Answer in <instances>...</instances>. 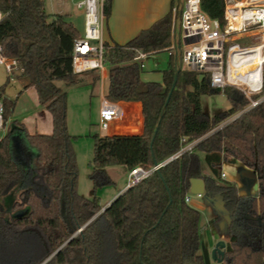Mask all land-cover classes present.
<instances>
[{
  "label": "trees",
  "instance_id": "trees-1",
  "mask_svg": "<svg viewBox=\"0 0 264 264\" xmlns=\"http://www.w3.org/2000/svg\"><path fill=\"white\" fill-rule=\"evenodd\" d=\"M112 0H105L108 17ZM201 9L221 25L225 0H200ZM0 44L15 60V77L34 88L51 116L50 132L30 131L12 119L0 137V264H212L202 237L199 210L185 201L190 178L201 177L208 194H220L227 210L224 253L216 264H264V94L246 96L239 88L214 87L210 74L179 67L173 55L162 79L144 80L142 59L168 49L178 22L175 0L169 11L123 44L106 43L109 100L141 103L138 134L94 133L91 171L93 194L78 192V169L66 120L67 91L76 84L73 41L81 35L66 14L49 13L45 0H0ZM176 75L174 87L171 88ZM98 79V74L93 81ZM0 84L3 122L15 100ZM222 92L229 106L209 114L201 96ZM21 132L35 155L14 156L10 135ZM197 139L186 149L126 187L103 209L98 188L114 183L107 167H151ZM199 150L209 173L203 171ZM239 160L257 171L258 194H240L221 178V162ZM27 209L14 215L19 209ZM218 214L211 218H224Z\"/></svg>",
  "mask_w": 264,
  "mask_h": 264
},
{
  "label": "built area",
  "instance_id": "built-area-1",
  "mask_svg": "<svg viewBox=\"0 0 264 264\" xmlns=\"http://www.w3.org/2000/svg\"><path fill=\"white\" fill-rule=\"evenodd\" d=\"M70 2L82 12L83 32L73 41L72 70L79 74L95 70L102 73L106 69L103 30L105 24V0H63ZM2 13L0 12V20ZM173 35V42L167 52L173 55L176 64L191 71H205L210 74L214 87L232 85L250 97L262 87L264 70V0H248L245 4L225 0L223 25L211 19L200 7V0H182L181 14ZM250 36V41L241 44L239 37ZM259 48V49H257ZM255 52L262 55L258 65H252ZM179 55V59H178ZM0 63L11 72L15 60L1 52ZM253 66V67H251ZM262 97L250 99V105ZM98 126L107 134H138L129 132L130 121L121 102L103 97L98 113ZM4 127L3 105L0 101V129ZM127 129V130H126ZM194 141L183 144L179 149L156 162L149 168L136 165L127 171L126 187L149 175L167 161L174 159L186 149H191ZM224 176L225 172H221ZM201 196V193H193ZM190 195H185V201Z\"/></svg>",
  "mask_w": 264,
  "mask_h": 264
},
{
  "label": "rangeland",
  "instance_id": "rangeland-1",
  "mask_svg": "<svg viewBox=\"0 0 264 264\" xmlns=\"http://www.w3.org/2000/svg\"><path fill=\"white\" fill-rule=\"evenodd\" d=\"M46 7L49 13L61 10V6L66 10H74L70 2L63 0H45ZM68 20H72L76 27L82 34L83 25L80 19L73 14L67 15ZM241 44H245L242 40H238ZM169 54L166 50H161L152 54H148L142 59L143 71L148 73L153 80H160L162 76V69H164L169 62ZM179 59V55H178ZM106 65V69H108ZM17 69L7 72L4 64L0 63V84H3L7 77H10L9 82L5 85V94L10 98H14L15 104L13 108L12 119H16L18 123H23L29 130H37L43 127V123L51 120L49 112L39 104L34 88L30 87L24 89L21 82L15 77ZM87 73L90 71L76 74L80 81L76 84L65 85L62 81H58L67 91L66 101V120L68 125V132L72 135V146L76 156V163L78 169L77 189L78 192L85 195H92V182L89 179V172L91 171L90 160L93 155V137L94 133H102L104 130L98 126V113L101 104V84L100 80H95V84L89 81ZM107 87V75L104 78V88ZM201 103L203 108L213 113L229 106L227 97L222 92H214L211 94H204L201 96ZM9 118L7 119V123ZM5 125V124H4ZM4 126V130H5ZM3 130V131H4ZM201 154V153H200ZM108 170L113 176L114 183L109 186L98 188L97 194L101 196L100 203H105L111 196V192L115 191L121 186L126 177V171L121 165H111ZM113 190V191H112ZM193 201H201L202 197L191 194ZM199 210V225L201 227V234L204 238L206 221L211 213V209L206 206ZM207 229V228H206ZM225 240L228 239L227 234L223 236ZM212 264H216V260L212 259Z\"/></svg>",
  "mask_w": 264,
  "mask_h": 264
},
{
  "label": "crops",
  "instance_id": "crops-1",
  "mask_svg": "<svg viewBox=\"0 0 264 264\" xmlns=\"http://www.w3.org/2000/svg\"><path fill=\"white\" fill-rule=\"evenodd\" d=\"M228 1L231 3L238 2L241 4H245L248 0H228ZM71 6L74 8V10L71 9V10L65 11L63 9V6H61L62 7L61 10L53 11L52 13L66 14L68 16L73 14L75 17H78V19H80L81 24L83 25L82 12L76 9L73 5ZM170 7H171V0H112L110 15L105 18V24H104V30H103V37L106 43L123 44L127 42L132 37H134L140 30L149 27L155 20L164 16L169 11ZM239 40H242L244 43H248L250 41V36L239 37ZM90 72L91 73H87V75L89 74L88 77L90 76L91 77L87 79H89V81H91L92 84H95L97 80H100V84H101V94L100 95H101V100H102V98L105 97V94L108 89V69H105V71H103L102 73H99L98 71H95V70H90ZM97 74H98V79L94 82L93 77ZM106 75H107V87L105 89L104 88V78ZM141 78L144 80H153L152 78H150L148 73L144 71L141 72ZM161 79H162V76H161ZM161 79L157 81H161ZM28 88H25V89H28ZM121 103L125 109V114L127 115L130 121V126H129L128 131L141 133L143 129L141 103L138 101H122ZM209 114H212V113H209ZM11 120L12 118L10 117L7 123V126L6 124L4 125L6 128L5 130H4V127L0 129V137L3 136L8 130ZM51 129H52L51 120L49 121L47 120V122H44L42 128L40 129L39 127L37 128L38 131H42V132H50ZM30 131H33V130H30ZM103 134H107V133L104 131L101 133V135ZM196 140L197 139L192 140L194 141L193 144L196 142ZM10 141H11L12 151L16 158L25 160L35 155L36 150L25 142V139L21 132L12 133L10 135ZM199 155L201 157L203 171L206 173H209V167L207 166L203 158L204 152L199 150ZM121 166L126 171L125 180L123 184L119 186V188H117L115 191L112 190L113 192H111L112 194L107 199V201L105 203H101L102 207H105L114 197H116L119 193H121L126 188L127 170L123 165ZM108 167H107V170H108ZM241 168L249 169L255 174V176L254 177L242 176L239 172ZM220 169H221V172L222 171L225 172V175L224 176L221 175V178L226 181L234 182L240 194H251V195L257 196L259 188H258L257 171L254 168L247 167L246 165L242 164L239 160L227 158V159L222 160ZM92 194H93V189H92ZM187 194L190 195V200L188 201L190 205L194 206L197 209L199 208L202 209L208 206V208L212 210L205 224L207 229L205 228L206 231H205L204 238H203L210 251L211 248L216 243V241L219 239H224L223 236L227 234L226 233V222L223 221V218H220L219 220L214 221V222L211 221V218L220 214V212L218 209H216V207L214 206V203L210 201L209 199H207L203 194L200 196L203 198V200L196 201V202L193 201L192 199L191 194L193 193L188 191ZM99 197L101 199L100 195Z\"/></svg>",
  "mask_w": 264,
  "mask_h": 264
},
{
  "label": "water",
  "instance_id": "water-1",
  "mask_svg": "<svg viewBox=\"0 0 264 264\" xmlns=\"http://www.w3.org/2000/svg\"><path fill=\"white\" fill-rule=\"evenodd\" d=\"M181 5H182V0H175V10H176V16L177 17H179L180 14H181ZM175 80H176V75L174 77V81L172 83L171 88L174 87ZM239 172H240V174L242 176H251V177L255 176V174L252 171H250L249 169L241 168ZM189 191L191 193H201L207 199L212 201L214 203V206L216 207V209L219 210L220 214H224L225 215V217L223 218V221L224 222L227 221V219H228L227 210L224 207V201H223L221 195L220 194H216L215 196L211 197L208 194V192H207V190L205 188L204 180L201 177H192V178H190ZM103 208L104 207H102V209ZM26 212H27L26 208L19 209V210L15 211L14 215H21V214H24ZM224 246H225V240L224 239L217 240L216 243L214 244V246L210 250L211 258L216 260V261H221L222 260V255L224 253Z\"/></svg>",
  "mask_w": 264,
  "mask_h": 264
},
{
  "label": "bare ground",
  "instance_id": "bare-ground-1",
  "mask_svg": "<svg viewBox=\"0 0 264 264\" xmlns=\"http://www.w3.org/2000/svg\"><path fill=\"white\" fill-rule=\"evenodd\" d=\"M257 49H259V48H257ZM256 54H255V57H254V59H253V61H252V65H258V63H259V61H260V59H261V57H262V55H260V53H257V52H255ZM251 67H253V66H251Z\"/></svg>",
  "mask_w": 264,
  "mask_h": 264
}]
</instances>
